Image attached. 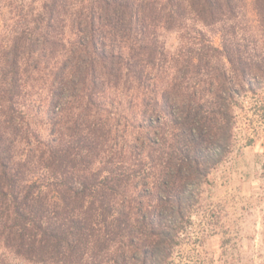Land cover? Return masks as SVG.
I'll return each mask as SVG.
<instances>
[{"label":"trees","instance_id":"16d2710c","mask_svg":"<svg viewBox=\"0 0 264 264\" xmlns=\"http://www.w3.org/2000/svg\"><path fill=\"white\" fill-rule=\"evenodd\" d=\"M5 1L0 264H171L264 89V0Z\"/></svg>","mask_w":264,"mask_h":264},{"label":"rangeland","instance_id":"374dc122","mask_svg":"<svg viewBox=\"0 0 264 264\" xmlns=\"http://www.w3.org/2000/svg\"><path fill=\"white\" fill-rule=\"evenodd\" d=\"M15 10L0 0V44L21 29ZM239 101L234 148L209 172L171 264H264V89Z\"/></svg>","mask_w":264,"mask_h":264}]
</instances>
